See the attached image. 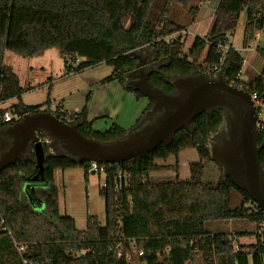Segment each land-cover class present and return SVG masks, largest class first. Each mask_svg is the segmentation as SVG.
Segmentation results:
<instances>
[{
	"label": "trees",
	"instance_id": "1",
	"mask_svg": "<svg viewBox=\"0 0 264 264\" xmlns=\"http://www.w3.org/2000/svg\"><path fill=\"white\" fill-rule=\"evenodd\" d=\"M191 1L0 0V105L14 98L19 100L28 90L20 86L12 68L4 64L6 51L21 58H36L53 49L70 72L105 63L111 74L104 82L124 86V76L135 69L132 55L144 47L153 51L159 64L150 73L149 83L165 94L173 91L169 83L172 77L220 75L226 84L240 86L250 96L257 94L264 103V49L256 51L263 61L262 69L246 85L236 80L242 57L230 46L224 53L219 48L227 44L224 37L236 28L243 11L246 22L242 46L262 30L264 0H218L205 35L195 38L184 52L185 26L168 15L174 7L187 8ZM198 11V6L188 8L192 21ZM78 59L81 61L75 66ZM124 89L136 99L143 97L134 89ZM149 107L148 102L145 111ZM10 108L14 114H20L22 109L28 113L43 111L21 104ZM6 112L0 109V130L15 123L3 122ZM54 114L66 124H77L83 137L98 142L126 134L115 124L103 132L93 130L85 108L73 116L61 111ZM220 122L218 111L200 114L191 122L189 131H178L169 145H159L138 161L99 164L105 175L99 190L104 199V223L95 216L87 217L83 231L75 228L72 218L59 216L53 182L56 170L75 168L83 170L86 182L89 162L46 155L43 171L37 174L34 155L29 151L23 160L0 171V264H22V258L32 264H264V230L259 229L264 225V213L229 178L202 181L204 164L209 159L205 135ZM259 130L261 142L264 124ZM38 138L45 148L47 137L39 134ZM187 149L198 157L197 163L189 165V179L180 180L174 166L173 175L157 181V161L174 158L178 162V155ZM259 161L264 165V146L259 151ZM35 176L37 179L32 181ZM232 190L237 191L240 202L234 208ZM215 220H246L256 228L233 237L206 231L205 223ZM248 236L255 238L253 244H237L234 249L233 240ZM131 243L143 255L129 262L118 261L115 248L120 245L126 251ZM15 244H22L26 252L19 255Z\"/></svg>",
	"mask_w": 264,
	"mask_h": 264
},
{
	"label": "rangeland",
	"instance_id": "2",
	"mask_svg": "<svg viewBox=\"0 0 264 264\" xmlns=\"http://www.w3.org/2000/svg\"><path fill=\"white\" fill-rule=\"evenodd\" d=\"M194 6L205 7L200 1L192 0L187 8L174 7L168 17L177 23L189 24L187 10ZM245 22L246 14L243 11L240 13L237 26L230 34V38L226 44L236 51H239L243 47L242 39ZM259 33L260 37L257 40L252 39L250 41L251 49H255L256 46L264 49V26ZM191 39L192 37L190 36L187 38L184 52L191 46L193 41ZM138 55L144 62V64L138 66L141 74L148 72L153 67H158L159 64L155 61L154 53L148 47L137 50L135 56ZM240 55L243 59L240 80L248 85L260 73L263 61L256 51L253 50L240 52ZM80 61L78 59L75 66ZM3 62L12 68L22 88H27L28 85L32 88L31 90L24 91L19 100L15 99L0 105V109H7L9 113L12 104H21L24 107H40V110L52 113L61 111L71 116L78 114L85 108L87 120L92 122L95 131H106L115 124L123 128L126 134H128L135 129L138 123L145 120L148 110L152 105L151 102L149 109L143 113L145 109L141 111L139 109L144 106L145 102L136 105L135 98L122 85L116 82H104L111 74V68L105 63H100L78 72H70L65 69L62 61L53 49L47 51L43 56L36 58H21L6 51L4 52ZM138 74L136 72L133 76L136 77ZM136 80L129 78L128 82H125L124 85L129 87V84ZM142 99L143 97L139 100L142 101ZM260 108L262 120L264 121V103L261 104ZM44 149L46 155H65L63 150L58 146L57 140L53 138H45ZM197 162L198 157L193 150H184L178 155V162L174 158H169L164 162L157 161L160 171L155 173V177L157 181H161L162 178L170 174L173 175L174 172L172 173L171 170L174 166H177L178 178L180 180H188L189 165ZM104 178L105 175L103 173H89L85 182L81 168L64 171L56 170L54 172L53 185L58 198L59 216L72 218L75 228L79 231L85 229L86 219L90 216L97 217L100 223L103 224L104 199L99 195V190L104 183ZM225 178L228 177L224 175L221 165L215 161L213 156H209V159L204 164L202 181L215 182L224 180ZM231 196V207H237L240 203L237 191L232 190ZM242 225L241 229L243 230H254V225L246 220L208 221L205 223V230L223 232L231 236L232 232L240 231L239 227ZM251 241L253 242L255 239L252 238Z\"/></svg>",
	"mask_w": 264,
	"mask_h": 264
},
{
	"label": "water",
	"instance_id": "3",
	"mask_svg": "<svg viewBox=\"0 0 264 264\" xmlns=\"http://www.w3.org/2000/svg\"><path fill=\"white\" fill-rule=\"evenodd\" d=\"M138 60L139 55H132ZM139 66L138 62L135 68ZM154 69L141 75L139 79L129 84L131 89L153 103L149 112L162 110L156 122L145 126L144 129H135L121 138L108 142H98L83 137L77 130V124H66L59 116L50 112L41 111L28 113L25 109L20 112V119L8 125L2 132L10 139V147L0 155V171L18 160H23L28 151L34 155L37 174L43 171V160L46 156L42 142L38 135L57 140L64 156L75 161L95 162L98 164H122L128 160L138 161L154 151L159 145H169L174 134L181 130H188L191 122L208 109L224 102V97L230 100H242L248 103L250 116L253 118L254 105L246 91L226 84L220 75L208 77L205 75L175 76L169 83L173 86L170 94L153 87L149 83V75ZM132 70L127 75L135 74ZM14 115L13 111H10ZM251 119L250 125L242 133V156L237 154L236 164L238 170L245 176L246 186L236 182L234 168L232 171H223L231 182L241 190L248 193L255 206L264 213V198L260 193L259 183L264 182V175L260 174L262 165L259 161V151L264 146L254 149L251 138L257 133ZM139 124V123H138ZM215 159V157H213ZM218 164L220 160L215 159ZM225 163L221 165L225 167ZM237 170V169H235ZM91 174H94L91 172ZM37 176L33 178L35 181ZM28 198L31 200L30 196Z\"/></svg>",
	"mask_w": 264,
	"mask_h": 264
},
{
	"label": "flooded vegetation",
	"instance_id": "4",
	"mask_svg": "<svg viewBox=\"0 0 264 264\" xmlns=\"http://www.w3.org/2000/svg\"><path fill=\"white\" fill-rule=\"evenodd\" d=\"M153 67V66H152ZM155 67H153L154 69ZM137 73H139L136 77L139 79L141 77V73L138 70V67L134 69ZM135 72V73H136ZM128 82V81H126ZM235 87V86H233ZM238 88V87H235ZM241 90L242 87H240ZM245 91V90H243ZM247 92V91H246ZM250 96V94L247 92ZM251 97V96H250ZM224 102L214 106L211 109H208L204 113H212L215 111L220 112L221 122L216 127L214 131H208L205 135V148L208 151L209 156L215 157L221 161V163H225V167L223 171L230 172L232 171L230 163L234 168V176H236V182L242 186H246L245 176L243 172L238 170V165L236 164V156L239 154L242 156V133L245 130V127L250 125L251 119L253 120V126L257 133V136L251 138L252 145L254 149L260 148L264 145V139L259 142L260 130L256 128V123L258 120L256 109L257 107L254 105V113L253 118L250 116V108L246 101L242 100H230L224 97ZM149 103H151L148 100ZM153 105V103H152ZM151 105V106H152ZM151 108V107H150ZM150 110V109H149ZM162 114V110H155L153 112H149L143 122H140L137 127L140 129H144L145 126H149L150 124L156 122L157 118ZM16 118H18L16 116ZM10 139L3 135L0 132V155L4 154L7 149L10 147ZM58 146L60 147L59 143ZM221 164V165H222ZM220 165V164H219ZM237 169V170H235ZM260 174L264 175V165L260 169ZM229 176V175H227ZM260 193L264 198V182L259 183Z\"/></svg>",
	"mask_w": 264,
	"mask_h": 264
},
{
	"label": "crops",
	"instance_id": "5",
	"mask_svg": "<svg viewBox=\"0 0 264 264\" xmlns=\"http://www.w3.org/2000/svg\"><path fill=\"white\" fill-rule=\"evenodd\" d=\"M217 2H218V0H202V1H200V3L202 4V5H204L205 7H201V6H199L198 7V9H199V11H198V13H197V16H196V19L194 20V21H192L191 20V18L189 17V15H188V13H187V16H188V23L189 24H182V25H184L185 26V31L182 33V37H183V39H185V43H186V41H187V38L190 36V37H192V39L191 40H193L194 41V39L195 38H197V37H199V38H202L204 35H205V33H206V31H207V29H208V27H209V24H210V22H211V19H212V17H213V13H214V10H215V7H216V5H217ZM263 20H264V18H263ZM263 26H264V22H263ZM263 29V28H262ZM193 41H192V43H193ZM242 41H243V39H242ZM191 43V44H192ZM55 54H56V52H55ZM57 55V54H56ZM136 62H138V64H139V66L140 65H142V64H144V62L140 59V56H139V58H138V60H136ZM129 73V72H128ZM127 73V74H128ZM125 75L124 76V83L129 79V78H132V79H134L135 77L133 76V75H131V76H128V75ZM240 75V74H239ZM174 77H172L170 80H172ZM242 82V81H241ZM20 84V83H19ZM124 88H130V87H126L125 85L123 86ZM24 89H28V90H31L32 88H31V86L30 85H28L27 86V88L26 87H23ZM132 95V94H131ZM133 96V95H132ZM134 97V96H133ZM135 98V97H134ZM140 99V98H139ZM139 99H136L135 98V103H136V105L137 104H141V102H145L144 103V106L141 108V109H139L140 111L142 110V109H146V107L148 106V101L143 97V99H142V101L141 100H139ZM13 100H15V98L14 99H12V100H9L8 102H11V101H13ZM143 100H145V101H143ZM140 101V102H139ZM143 104V103H142ZM12 106H17V105H15V104H12L11 105V107ZM139 110H138V112H139ZM12 111V110H11ZM20 111H22V110H20ZM137 112V111H136ZM145 112V110L143 111V113ZM50 113H52V112H50ZM140 113H142V112H140ZM52 114H54V113H52ZM139 114V113H138ZM15 115V122H17L21 117H20V114L18 113V114H14ZM16 116L18 117V118H16ZM91 122V121H90ZM91 124H92V122H91ZM7 127V126H6ZM5 127V128H6ZM5 128H3V129H1L0 130V132H3L4 130H5ZM92 129H93V125H92ZM94 130V129H93ZM29 152V151H28ZM28 152L26 153V155L28 154ZM25 155V156H26ZM251 224V223H250ZM243 227V225L241 226V227H239L240 229ZM260 228V231H263L264 230V225H261V226H259ZM255 225H254V230L253 229H251V230H243V229H241L240 231H237V232H232V234H231V237H233V236H235L236 234H239V233H250V232H254L255 231ZM231 230H233V228H231ZM255 239L253 236H248V237H241V238H238L237 239V242H235L234 240H233V246L234 247H236V245L237 244H239V245H249V244H253L255 241H251V239Z\"/></svg>",
	"mask_w": 264,
	"mask_h": 264
},
{
	"label": "built area",
	"instance_id": "6",
	"mask_svg": "<svg viewBox=\"0 0 264 264\" xmlns=\"http://www.w3.org/2000/svg\"><path fill=\"white\" fill-rule=\"evenodd\" d=\"M260 31V30H259ZM259 31L255 32L252 37H251V40L254 39V40H257L259 37H260V33ZM230 38L229 35H226L224 37L225 41H228ZM250 40V41H251ZM250 41L247 42L243 47L242 49H240L239 51H236L239 55H240V52H249V51H257L259 49L258 46H256L255 49H251L250 47ZM219 48L221 49L222 53H224L228 48L229 46L228 45H225V46H219ZM241 56V55H240ZM223 58V56H222ZM243 60V59H242ZM69 63L70 61L67 60ZM213 72H216V68L213 69ZM237 81H241L240 80V75L236 78ZM238 88L240 89V86H238ZM251 99L252 101L254 102V105L259 109V112L257 114V117H258V120H257V123H256V128L257 129H262L263 128V124H264V121L262 120V113H261V104L263 103L261 101V99L259 98V96L257 94H252L251 95ZM15 120V115H12L11 113L9 112H6L3 116V122L7 123V122H10V121H14ZM89 171L90 173L93 172V173H96V174H100V173H103L104 172V167L103 166H99L98 163H95V162H89ZM104 186V183L103 185ZM15 249L17 251V253L19 255H23L26 251H25V247L22 245V244H15ZM115 255H116V258L118 261H124V262H129L130 260L132 259H137L138 257H141L143 255V252L141 250H138L133 243H131L128 247V249L125 251L123 249L122 246H118L115 248ZM22 264H32L30 262V260H28L27 258H22Z\"/></svg>",
	"mask_w": 264,
	"mask_h": 264
}]
</instances>
